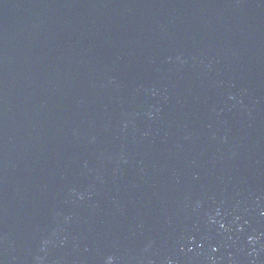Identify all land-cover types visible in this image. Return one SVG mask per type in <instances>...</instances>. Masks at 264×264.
I'll list each match as a JSON object with an SVG mask.
<instances>
[{
    "label": "water",
    "instance_id": "water-1",
    "mask_svg": "<svg viewBox=\"0 0 264 264\" xmlns=\"http://www.w3.org/2000/svg\"><path fill=\"white\" fill-rule=\"evenodd\" d=\"M0 264H264V0H0Z\"/></svg>",
    "mask_w": 264,
    "mask_h": 264
}]
</instances>
